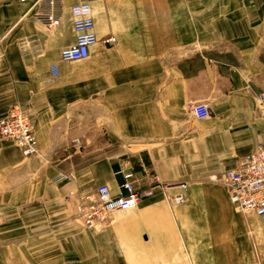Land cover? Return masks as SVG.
I'll use <instances>...</instances> for the list:
<instances>
[{
    "label": "crops",
    "instance_id": "obj_1",
    "mask_svg": "<svg viewBox=\"0 0 264 264\" xmlns=\"http://www.w3.org/2000/svg\"><path fill=\"white\" fill-rule=\"evenodd\" d=\"M35 1L0 0V118L17 104L38 147L0 135V264H255V243L264 262V216L213 177L261 141L264 0H89L98 40L74 61L60 50L85 0H61L51 31ZM125 169L152 194L86 229L77 193L116 192ZM180 183L187 200L170 206Z\"/></svg>",
    "mask_w": 264,
    "mask_h": 264
},
{
    "label": "built area",
    "instance_id": "obj_2",
    "mask_svg": "<svg viewBox=\"0 0 264 264\" xmlns=\"http://www.w3.org/2000/svg\"><path fill=\"white\" fill-rule=\"evenodd\" d=\"M28 0H19L26 2ZM35 18L47 31L60 24L62 12L61 0H36ZM74 30V43L60 50L63 61L84 59L89 47L97 42L92 8L89 0L73 4L70 8ZM105 42H115L109 36ZM256 104L264 117V91L256 94ZM188 112L199 119L209 115L205 103L195 102L188 105ZM0 135L16 145L24 156L38 153L36 136L32 124L23 110L12 105L5 116L0 118ZM73 142L78 139L74 138ZM122 182L116 192L108 184L97 185L93 190L77 193L74 217L86 228L101 227L107 223L112 212L137 206L143 197L152 194L151 187L142 185V178L131 169L121 170ZM68 177H73L71 173ZM214 179L225 185L230 202L243 216H264V130L261 141L253 152L244 156L236 168L223 170L213 175ZM180 191L166 195L169 203H182L185 200L187 186L178 185ZM163 191L166 192L163 187ZM255 264H264L256 262Z\"/></svg>",
    "mask_w": 264,
    "mask_h": 264
},
{
    "label": "rangeland",
    "instance_id": "obj_3",
    "mask_svg": "<svg viewBox=\"0 0 264 264\" xmlns=\"http://www.w3.org/2000/svg\"><path fill=\"white\" fill-rule=\"evenodd\" d=\"M187 112H188V109H187ZM189 113V112H188ZM96 155H98V154H96ZM122 176V175H121ZM174 184H163L162 186L164 187H166L164 190L166 191L167 190V188H169V187H171V186H173ZM179 185V184H178ZM167 192V191H166ZM179 192V191H178ZM253 243V242H252ZM254 249V250H253ZM252 250H253V252H254V256H255V263L256 262H263V261H261V252H260V250H259V248H258V246H257V244L255 243V246L253 245L252 246Z\"/></svg>",
    "mask_w": 264,
    "mask_h": 264
},
{
    "label": "bare ground",
    "instance_id": "obj_4",
    "mask_svg": "<svg viewBox=\"0 0 264 264\" xmlns=\"http://www.w3.org/2000/svg\"><path fill=\"white\" fill-rule=\"evenodd\" d=\"M224 185V184H223ZM225 186V185H224ZM228 193V192H227ZM229 198V197H228ZM166 199H167V197H166ZM187 200V190H186V196H185V200L182 202V203H184L185 201ZM167 202H168V200H167ZM168 204L171 206V205H175V204H180V203H173V204H171V203H169L168 202ZM233 205V204H232ZM76 206V205H75ZM234 206V205H233ZM136 207V206H135ZM235 208V207H234ZM131 209V208H130ZM236 209V208H235ZM237 210V209H236ZM238 211V210H237ZM115 212V211H114ZM239 212V211H238ZM113 213V212H112ZM111 213V214H112ZM243 215V214H242ZM251 216V215H250ZM245 218H247V217H249V216H244ZM109 218H110V216H109ZM108 221H109V219H108ZM108 221H107V223H108ZM106 223V224H107ZM106 224H104V225H106ZM103 225V226H104ZM103 226H101V227H96V228H86V229H90V230H96V229H99V228H102Z\"/></svg>",
    "mask_w": 264,
    "mask_h": 264
}]
</instances>
